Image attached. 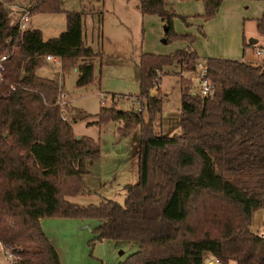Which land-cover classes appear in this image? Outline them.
I'll use <instances>...</instances> for the list:
<instances>
[{
    "label": "trees",
    "instance_id": "obj_1",
    "mask_svg": "<svg viewBox=\"0 0 264 264\" xmlns=\"http://www.w3.org/2000/svg\"><path fill=\"white\" fill-rule=\"evenodd\" d=\"M220 1L202 0L201 19L213 17ZM15 2L0 0V52L9 53L0 80V242L18 255L13 264H60L40 227L43 216L94 217L99 222L91 240H135L136 250L116 264H202L206 253L220 264H264V234L249 228L256 207L264 216L262 66L206 57L213 88L200 95L180 74L195 70L193 49L140 53L139 109L100 105L87 122L116 121L119 135L138 128L136 181L124 185L121 204L73 203L65 196L79 191L99 146L91 136L74 135L65 103L57 100L56 78L38 75L36 68L46 54L55 56L60 71L76 67L75 84L83 86L94 77L92 58L99 52L82 39V10H63L64 29L43 38L38 28L17 29L9 8ZM137 3L142 13L159 17L165 40L194 39L173 30L176 13L163 0ZM25 4L30 12L61 10V0ZM255 28L264 32V10ZM170 64L178 66L179 87L180 131L173 135L154 127L163 98L157 80Z\"/></svg>",
    "mask_w": 264,
    "mask_h": 264
},
{
    "label": "rangeland",
    "instance_id": "obj_2",
    "mask_svg": "<svg viewBox=\"0 0 264 264\" xmlns=\"http://www.w3.org/2000/svg\"><path fill=\"white\" fill-rule=\"evenodd\" d=\"M16 2L24 5V2L31 0ZM134 2L137 0H129L130 4ZM12 5L9 6L10 9H13ZM118 5V0H61L60 11H31L26 22V27L40 29L42 37L46 38L64 29L63 10L82 9V39L94 51L99 52L92 58L94 77L83 86L75 84L76 73L72 67L56 75L57 70H60L58 59L43 60L36 69L39 74L55 77L67 95L69 102L65 104V114L75 135L91 136L99 146L98 156L88 164L87 173L81 177L79 191L65 196L67 200L77 204L96 203L102 199H111L121 204L125 196L124 185L136 181L135 149L138 128L135 127L129 134L119 135L116 121L109 120L100 125L87 122L96 118L95 112L100 105L114 104L117 109H139L137 74L140 53L149 51L165 54L181 44L187 45L184 39L165 40L161 20L159 25L144 24L134 11L124 13L119 8L113 9ZM99 10L101 20L96 29L91 15ZM253 29L251 23L244 24L246 41L250 37L248 32ZM206 45L215 47L219 43L217 40H209ZM263 57L264 52L256 55L252 50L246 51L245 58L254 64H259ZM202 64L204 61L197 60L196 68ZM177 67L176 64H170L162 68L159 84L163 93L161 112L154 119L157 133L173 135L180 131L176 122L178 114L175 113L179 109V87L177 75L173 72ZM190 81V88L197 91L195 81ZM60 95L59 92V101ZM142 114L146 117L144 110ZM39 219L40 224L42 221L51 226L49 231L53 235L50 239L59 249V252L56 251L61 257L60 264H116L137 248L135 240H91L92 228L99 222L94 217L43 216ZM249 228L258 233L264 230V216L260 207L252 211ZM209 258H213L210 253L204 254L202 264H209Z\"/></svg>",
    "mask_w": 264,
    "mask_h": 264
},
{
    "label": "crops",
    "instance_id": "obj_3",
    "mask_svg": "<svg viewBox=\"0 0 264 264\" xmlns=\"http://www.w3.org/2000/svg\"><path fill=\"white\" fill-rule=\"evenodd\" d=\"M118 2L119 5L114 6L113 9L119 8V11L124 13L134 11L135 15H137L139 20L144 24L146 22L149 25H159V17H156V15L154 14L142 13L139 10L137 2H134L132 4L129 3V0H118ZM20 6L23 7L26 6V4L24 3V5H22L21 3V5H18L17 3L16 5H12V13L15 20L19 13V9L21 8ZM163 6L166 9H171L176 13V16H174L172 19V25L176 32L189 33L194 35V39L191 42L188 43L187 41H185L187 42V45L181 44L178 48H185L186 46H188L193 49L196 54V62L197 60L204 61L206 57H230L247 61L248 59L245 58L246 51L252 50L256 55L262 54L264 52V32H258L255 28V18L259 17L264 10V0H221L218 4V7L216 8L214 16L207 20H202L200 17L203 12L202 0H163ZM92 14L93 15H91V18L93 20V23H95L96 25V29H98V16L95 13ZM179 16L184 17L186 23L181 20ZM100 20L101 17L99 19V22ZM246 22L251 23L254 27L253 30H250L248 32L250 38L255 39L254 42H248L245 40L243 29ZM209 40H217L219 45H216L215 47L207 46L206 43L209 42ZM256 48H261L262 52L256 53ZM56 59L57 58L55 56H52V58L44 57V61H54ZM258 63L264 69V57L261 58ZM72 68L73 70L76 69L75 66H73ZM160 71L162 72V70ZM59 73L60 70H57L56 75H59ZM37 74L41 76H47L39 73ZM59 87V92L61 93L60 100L63 101L62 103L66 104L67 102H69V99L67 95H65V92L63 91L61 85H59ZM175 113L178 114V111H175ZM176 122L178 124V117ZM177 127L179 126L177 125ZM40 227L43 233L52 243L53 247L59 252L58 247H56V245H54V243L50 239V236L53 235L49 231V229H51V226L46 222L42 223L41 221ZM58 258L61 259L59 255ZM211 260L212 259L209 258L208 263Z\"/></svg>",
    "mask_w": 264,
    "mask_h": 264
},
{
    "label": "built area",
    "instance_id": "obj_4",
    "mask_svg": "<svg viewBox=\"0 0 264 264\" xmlns=\"http://www.w3.org/2000/svg\"><path fill=\"white\" fill-rule=\"evenodd\" d=\"M30 9L29 7H21L19 9V13L16 17V27L18 30L23 29L26 27V22L29 18ZM256 53L262 52L261 48L255 49ZM9 53L8 52H0V80L2 78V73L5 68V60L7 59ZM45 58H52L51 55L46 54L44 56ZM155 71L158 73V70L155 69ZM206 66L202 64L200 67L195 68L194 71L188 72V71H181L180 74L183 77H187L193 81H195L197 85V92L200 95H208L210 94L213 86L210 80L206 77ZM157 83H160V80H157ZM63 101H59V104H62ZM264 234V230L260 232V235ZM18 258V255L14 253L11 249L5 247L0 242V264H13V261ZM220 264L219 260L216 257H213L212 260L209 262V264Z\"/></svg>",
    "mask_w": 264,
    "mask_h": 264
},
{
    "label": "water",
    "instance_id": "obj_5",
    "mask_svg": "<svg viewBox=\"0 0 264 264\" xmlns=\"http://www.w3.org/2000/svg\"><path fill=\"white\" fill-rule=\"evenodd\" d=\"M254 40H255V39H252V38H250V37L247 39L248 42H254Z\"/></svg>",
    "mask_w": 264,
    "mask_h": 264
}]
</instances>
